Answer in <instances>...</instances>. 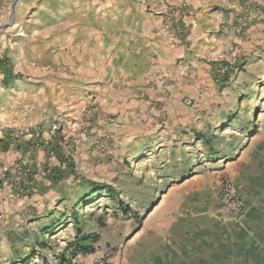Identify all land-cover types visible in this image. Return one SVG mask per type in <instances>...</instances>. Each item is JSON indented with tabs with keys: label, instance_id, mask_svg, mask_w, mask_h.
<instances>
[{
	"label": "crops",
	"instance_id": "crops-1",
	"mask_svg": "<svg viewBox=\"0 0 264 264\" xmlns=\"http://www.w3.org/2000/svg\"><path fill=\"white\" fill-rule=\"evenodd\" d=\"M8 2L0 0V17ZM256 5L264 0H89L59 28L22 21L6 27L0 37V174L31 156L39 194L18 197L0 183V237L9 243L34 237L29 227L66 219L73 210L85 180L76 183L65 167L42 176L48 148L66 161L60 149L72 142L75 155L87 157L92 138L102 131L132 133L162 103L167 128L185 131V144L200 141L208 157H218L206 120L212 112H202L201 102L218 87L214 68L224 51H245L244 65L255 59L254 45L264 34V14ZM238 15L245 21L244 39L233 28ZM222 16L229 19L224 32L218 27ZM53 122L59 129L52 134ZM227 157L232 159L216 171L215 181L197 182L140 230L135 240L147 244V254L124 252L115 264H264V131ZM223 176L243 203L239 221L217 195ZM74 183L81 185L72 196Z\"/></svg>",
	"mask_w": 264,
	"mask_h": 264
},
{
	"label": "rangeland",
	"instance_id": "rangeland-1",
	"mask_svg": "<svg viewBox=\"0 0 264 264\" xmlns=\"http://www.w3.org/2000/svg\"><path fill=\"white\" fill-rule=\"evenodd\" d=\"M13 1L9 0L5 6L0 27L7 23L6 27H11L15 22L22 21L24 26L56 25L59 28L71 22L73 9H85L89 0H18L12 15ZM258 7L261 10L264 8L256 5L255 9ZM5 28L0 30V37ZM244 32L239 34L242 39L246 36ZM257 41L259 43L254 45L255 54L252 55L255 59L249 58L244 65L243 54L246 52L238 48L235 68L220 77L218 87L204 95L201 102V107H205L201 109L202 112L210 109L212 112L206 120L215 134L213 144L219 151L218 157H208L206 147L200 141L185 144L186 139L181 136L185 131L167 128L169 114L163 108V103L156 115L138 120L137 129L132 133L117 132L112 136L108 131H102L101 135L92 138V153L87 157L75 155L73 143V155L66 161L64 169L68 177L76 174L85 183L93 180L113 186L121 204L128 208V213L116 209L120 206L113 205L112 200L104 196L92 204L78 206V224L86 232L98 235L93 253L109 251L111 264H115L114 257L124 252L137 250L147 254V244L135 240L140 230L159 220L167 206L182 198L184 192L192 193L197 182L215 181L216 171H222L228 165L225 162L232 159L227 157L228 154H232L233 149H237L247 138H256L264 131V34H260ZM235 113L238 117L228 127V115ZM247 125H250V131L240 132ZM63 149L60 152L63 153ZM74 185L72 196L81 184ZM99 200L103 205L98 208L96 202ZM89 208L94 209L89 211ZM29 228H34L29 229V232L36 233L34 237L13 238L10 243L0 237V264H22L14 263L15 252L29 255L34 240L42 239L48 246L39 249L35 244L37 261H33L34 254L26 264H61L58 254L63 251L66 242L74 237L73 221L68 220L48 235L40 236L39 227ZM69 253L67 258L71 264H82L92 254L70 258Z\"/></svg>",
	"mask_w": 264,
	"mask_h": 264
},
{
	"label": "built area",
	"instance_id": "built-area-1",
	"mask_svg": "<svg viewBox=\"0 0 264 264\" xmlns=\"http://www.w3.org/2000/svg\"><path fill=\"white\" fill-rule=\"evenodd\" d=\"M233 7V4H232ZM257 14H263L264 8H257ZM231 13V12H230ZM230 17L229 15H227ZM232 16L234 14L232 13ZM226 16H222L219 23V31L224 32L229 24V19ZM245 21L241 16H237V24L233 26L235 33L240 34L244 32ZM237 54L232 51H226L221 55V59L215 65L214 73L217 78H220L228 74L237 63ZM187 104H191V101H187ZM59 126L56 122H53L50 126V132L53 134L57 132ZM21 132H16L14 135L17 137ZM73 143L67 142L64 144L63 157L65 160H69L72 156ZM36 159H32L31 156L22 157L15 161L12 165L4 169L0 174L1 185L9 190H12L18 197H31L39 194V186L37 183V174L34 170ZM66 161L60 158V154L54 148H48L46 155L41 161L42 176L50 175L56 167L64 168ZM71 179L76 183H81L82 178L80 175L72 174ZM217 195L221 204L227 211V214L232 220L239 221L243 216L244 208L243 203L240 200L236 186L229 176H223L218 181ZM102 199V198H101ZM103 205L102 200L96 202V207ZM87 209V206H85ZM94 208H89L92 211ZM33 261H37V254L34 255ZM82 264H111L110 252L101 251L92 253Z\"/></svg>",
	"mask_w": 264,
	"mask_h": 264
},
{
	"label": "trees",
	"instance_id": "trees-1",
	"mask_svg": "<svg viewBox=\"0 0 264 264\" xmlns=\"http://www.w3.org/2000/svg\"><path fill=\"white\" fill-rule=\"evenodd\" d=\"M19 76L20 75H16V77H19ZM237 117H238V114L236 113L235 115L233 114L228 115L229 122L226 125L231 126ZM117 194L118 192L116 191L115 188H113V186L102 184L96 181L88 180L83 186H81L80 192L75 196L73 210L70 212L69 215H67V218H66L68 220L73 221L75 234L72 240H68L66 242V245L63 248V251L58 254L61 264H71L70 259L67 258V254L69 253V251H71L69 253L70 258L77 257L79 255H88V254L93 253L94 244L98 240L97 234L92 233V232H86L84 228L78 224L77 211L75 207L92 204L97 199L104 196L112 200L113 205L120 206V208H116V209H120L128 213V208L125 205L121 204L122 202L119 198V195ZM66 219L61 216L60 218H57L52 224L39 227L38 232H40L41 235L42 234L48 235L49 233L54 232L61 225H64L66 222ZM35 244L38 245L39 249H45V247L48 246L46 241L43 239L40 241L34 240V242L31 244L32 247L29 248V253H30L29 255H27L28 253L24 255L22 254L20 255L17 252H15L14 263L26 264L28 262V259H30L35 254V251H36Z\"/></svg>",
	"mask_w": 264,
	"mask_h": 264
},
{
	"label": "bare ground",
	"instance_id": "bare-ground-1",
	"mask_svg": "<svg viewBox=\"0 0 264 264\" xmlns=\"http://www.w3.org/2000/svg\"><path fill=\"white\" fill-rule=\"evenodd\" d=\"M17 1H18V0H14V2H13V10H12V12H14V9L16 8Z\"/></svg>",
	"mask_w": 264,
	"mask_h": 264
},
{
	"label": "water",
	"instance_id": "water-1",
	"mask_svg": "<svg viewBox=\"0 0 264 264\" xmlns=\"http://www.w3.org/2000/svg\"><path fill=\"white\" fill-rule=\"evenodd\" d=\"M13 2H14V1H13ZM12 7H13V5H12ZM12 15H14L13 12H12ZM11 18H12V16H11ZM8 24H9V23L4 24L2 27H0V30L3 29V28H5Z\"/></svg>",
	"mask_w": 264,
	"mask_h": 264
}]
</instances>
